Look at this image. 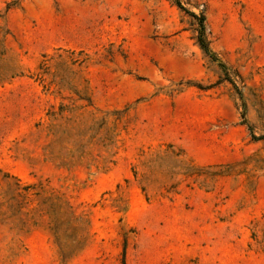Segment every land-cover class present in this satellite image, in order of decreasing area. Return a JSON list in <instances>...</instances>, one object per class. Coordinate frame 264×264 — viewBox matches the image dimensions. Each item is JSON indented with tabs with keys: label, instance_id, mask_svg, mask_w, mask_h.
<instances>
[{
	"label": "rangeland",
	"instance_id": "rangeland-1",
	"mask_svg": "<svg viewBox=\"0 0 264 264\" xmlns=\"http://www.w3.org/2000/svg\"><path fill=\"white\" fill-rule=\"evenodd\" d=\"M0 0V264H264V0Z\"/></svg>",
	"mask_w": 264,
	"mask_h": 264
},
{
	"label": "trees",
	"instance_id": "trees-1",
	"mask_svg": "<svg viewBox=\"0 0 264 264\" xmlns=\"http://www.w3.org/2000/svg\"><path fill=\"white\" fill-rule=\"evenodd\" d=\"M176 5L183 10L185 13L189 14L192 18L196 20V23L198 24L197 28V35H196V42L200 46V48L204 51V53L209 56L213 61L217 60V56L211 51L210 48V41L208 39V36L206 34V25L205 21L206 18L203 14H196L187 8H185L180 0H174Z\"/></svg>",
	"mask_w": 264,
	"mask_h": 264
}]
</instances>
